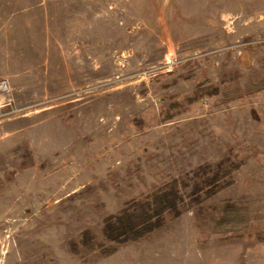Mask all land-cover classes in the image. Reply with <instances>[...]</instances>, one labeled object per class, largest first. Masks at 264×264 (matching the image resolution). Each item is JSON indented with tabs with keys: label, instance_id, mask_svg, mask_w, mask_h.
<instances>
[{
	"label": "rangeland",
	"instance_id": "rangeland-1",
	"mask_svg": "<svg viewBox=\"0 0 264 264\" xmlns=\"http://www.w3.org/2000/svg\"><path fill=\"white\" fill-rule=\"evenodd\" d=\"M225 159L229 186L197 198L196 170ZM173 180L178 216L105 240ZM256 233L264 0H0V264H264Z\"/></svg>",
	"mask_w": 264,
	"mask_h": 264
},
{
	"label": "trees",
	"instance_id": "trees-1",
	"mask_svg": "<svg viewBox=\"0 0 264 264\" xmlns=\"http://www.w3.org/2000/svg\"><path fill=\"white\" fill-rule=\"evenodd\" d=\"M239 165L229 159L217 165H202L194 173L195 181L192 193L197 198L210 199L229 186L231 174ZM183 196L180 194L178 181L173 180L151 194L128 202L121 212L105 218L103 236L113 245L136 242L160 230L168 216H178ZM237 209L234 204H226L224 214L216 224L225 221L226 214ZM256 239L264 242V233H256ZM83 243L88 249H95L88 233L83 234ZM113 245L104 247V255L112 254L116 248ZM101 247V245H100Z\"/></svg>",
	"mask_w": 264,
	"mask_h": 264
}]
</instances>
